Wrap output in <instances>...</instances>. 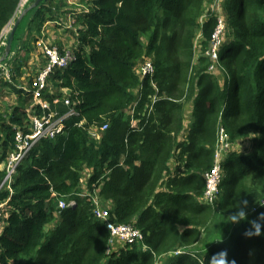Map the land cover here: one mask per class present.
Listing matches in <instances>:
<instances>
[{
	"label": "trees",
	"instance_id": "trees-1",
	"mask_svg": "<svg viewBox=\"0 0 264 264\" xmlns=\"http://www.w3.org/2000/svg\"><path fill=\"white\" fill-rule=\"evenodd\" d=\"M19 3L0 0V36L16 21ZM61 3L41 0L28 8L9 53L0 45V70L7 64L10 73L6 79L0 71V82L16 93L0 111V163L14 147L15 131L27 130L30 114L40 113L30 105V89L46 58L41 53L40 68L16 85L17 54L23 48L28 56L27 39L42 38L43 23L57 22ZM77 3L64 11L76 35L72 60L50 74L43 93L63 129L33 145L11 189L0 187V203L6 200L0 264H156L159 256L163 264H264V0H216L217 9L215 0ZM219 19L224 28L213 59L204 52ZM185 28L184 82L177 52ZM191 33L200 36L196 55ZM146 61L152 75L140 71ZM212 64L220 68L209 71ZM51 87L66 89L70 104ZM71 108L75 113L66 114ZM218 127L228 141L224 176L216 200L207 203L204 173ZM5 174L1 168L0 185ZM94 192L109 219L140 229L142 242L117 243L107 252L109 233L93 215ZM241 210L246 219L230 222Z\"/></svg>",
	"mask_w": 264,
	"mask_h": 264
},
{
	"label": "built area",
	"instance_id": "built-area-1",
	"mask_svg": "<svg viewBox=\"0 0 264 264\" xmlns=\"http://www.w3.org/2000/svg\"><path fill=\"white\" fill-rule=\"evenodd\" d=\"M223 28L224 24L222 20L219 19L217 27L215 28V31L212 35L211 49L207 53L213 59L217 57L216 48L220 43V34L223 31ZM0 37H2V35ZM35 42H37L41 52L46 58V65L34 78L31 86L32 88L30 89L32 95L31 105H36L40 109V113L32 112L29 118L28 129H18L14 133V147L7 155L6 162L3 166L6 174L0 185V187L5 185V187L8 189H11V183L19 162L30 151L33 145L42 138L54 137L63 129L62 117H58L56 112L50 110V103L45 98L43 93H45L50 74L53 73L55 69H63L66 68L68 64H70V61L73 57L72 51H61L56 46H50L42 38L37 39ZM6 66L7 64H3L1 69L3 70L4 78L9 79L10 73ZM140 71L143 75H152L154 72V67L150 61H146L140 66ZM155 100L156 96H154V101ZM53 102H56V100L54 99ZM64 103L66 105L70 104V101L67 99V97L64 98ZM30 109L32 110V108ZM46 110H49V112L47 113ZM73 113H75V110L71 108L66 114ZM227 146V133L222 127H218L213 164L211 168L204 173L205 190L202 200L207 203H213L219 193V185L222 180V154L227 149ZM91 197L94 204L93 215L97 219H100L104 222V226L109 233L107 252L111 251L112 247L117 243L123 246L131 245L135 242L140 243L143 241V233L140 229L129 223H118L110 220L109 210L108 208H103L101 206L96 192H94ZM70 204L73 205L74 202L71 201ZM5 205L6 200H3V202L0 203V227L5 214ZM58 207H65V203L63 201H59Z\"/></svg>",
	"mask_w": 264,
	"mask_h": 264
},
{
	"label": "rangeland",
	"instance_id": "rangeland-1",
	"mask_svg": "<svg viewBox=\"0 0 264 264\" xmlns=\"http://www.w3.org/2000/svg\"><path fill=\"white\" fill-rule=\"evenodd\" d=\"M30 1H28L27 3H29ZM214 4V3H213ZM212 4V5H213ZM26 3L25 4H21V0L18 6V14L25 8ZM60 9H59V17L56 18L57 22H44L43 26L41 28V33H40V37H42V39L46 40L47 42H50L52 44H54L53 46H56L57 48H62L63 50H71L73 48V46L75 45V40H76V35L74 33L73 30H67L68 28L70 29V16L67 13V16H64V11H72V9H75L77 7H80V5L77 3V0H63V3H61L59 5ZM215 9H217V4H216V0H215ZM63 12V13H62ZM27 18V17H26ZM69 19V20H68ZM39 22V19L36 21V23ZM14 21L11 20L2 30L1 35H2V41L0 42V45H3L4 43H6L5 41V37L7 36L8 32L11 30V27L13 25ZM59 23V24H58ZM5 30V31H4ZM19 30H21V27L19 28ZM188 36H189V30L187 28H185V36H184V46L182 48H180L177 52L178 56L181 58V77L183 79V81L185 82V78H184V72H186V67L187 62H186V57L185 54H187L188 52H190V47L188 44H186V40L188 41ZM191 36L193 38V49H194V53L195 55L197 53H200V48L197 45L198 42L197 40L200 39L199 34L196 33L195 37H193V33H191ZM31 41H28V47H29V51H28V56L26 55V52L23 50L20 51L19 54H17V58L18 61L15 62V64L17 63H22L20 64V75H29V76H33L35 74V71L38 70L40 68V65L43 62V57L41 56V49L38 46L37 42H35L34 40L32 41V38H30ZM1 48V47H0ZM20 50V49H19ZM2 51V50H1ZM206 52L205 55H207L208 50H205ZM14 52H12L10 54V57H14L15 55H13ZM209 55V54H208ZM210 56V55H209ZM194 59L192 60L193 63ZM191 63V65H192ZM19 65V64H18ZM8 68V66H6ZM220 68L219 65H214L212 64L209 67V71H217V69ZM9 69V68H8ZM3 73V70H0ZM220 71V73H223L222 70H218ZM20 75L17 76V84L19 85V83H23L24 79H20ZM3 76V74H2ZM191 74H190V68L187 70V80H189ZM224 76V74H223ZM1 77V75H0ZM23 78V76H22ZM2 85V84H0ZM52 85V82H51ZM53 89V93L54 95H58L60 97L63 98V90H59L57 87H51ZM56 96L54 97L56 102L55 105H57L56 103L59 101V97ZM16 99V93L13 92V90H6L2 87H0V111L4 110V107L6 105H9L10 103L14 102ZM183 101V100H182ZM63 103V102H62ZM187 103V101H183V104ZM254 136V134H252ZM245 143H242V145ZM2 164V163H0ZM2 165H0V169H1ZM6 211V210H5ZM179 252V251H178ZM176 252V253H178ZM162 259V256L157 257V264H163L166 260H164L163 257V261L160 259Z\"/></svg>",
	"mask_w": 264,
	"mask_h": 264
},
{
	"label": "clouds",
	"instance_id": "clouds-1",
	"mask_svg": "<svg viewBox=\"0 0 264 264\" xmlns=\"http://www.w3.org/2000/svg\"><path fill=\"white\" fill-rule=\"evenodd\" d=\"M156 99H157V96H156ZM129 113L131 114V124L135 123V118L132 116L133 112L132 111H129ZM218 130V128H217ZM216 138H217V133H216ZM216 138H215V143H216ZM215 143H214V150H215ZM214 150H213V159H214ZM222 161V160H221ZM222 163V162H221ZM213 164V163H212ZM212 166V165H211ZM211 168V167H210ZM209 168V169H210ZM208 169V170H209ZM207 170V171H208ZM206 172V171H205ZM223 176H224V171H223V164H222V179H223ZM222 181V180H221ZM221 183V182H220ZM246 219V214L244 211H238L236 213H234L233 215H231L229 217V221L232 222V223H237L241 220H245ZM253 227L255 228V235H260L261 234V231H260V225L256 222H253ZM223 256V254L221 255ZM157 264V263H156ZM223 264H226V261L224 260L223 261Z\"/></svg>",
	"mask_w": 264,
	"mask_h": 264
},
{
	"label": "water",
	"instance_id": "water-1",
	"mask_svg": "<svg viewBox=\"0 0 264 264\" xmlns=\"http://www.w3.org/2000/svg\"><path fill=\"white\" fill-rule=\"evenodd\" d=\"M39 1L41 0H34L33 3L29 6V7H26L24 8L17 16L16 18V21L13 23L12 27H11V30L8 34V37H7V41L5 43V53L8 54L9 51H10V48H11V42H12V38H13V35H14V32H15V29L20 21V19L22 18V16L28 11V8L30 7H33L35 6Z\"/></svg>",
	"mask_w": 264,
	"mask_h": 264
},
{
	"label": "crops",
	"instance_id": "crops-1",
	"mask_svg": "<svg viewBox=\"0 0 264 264\" xmlns=\"http://www.w3.org/2000/svg\"><path fill=\"white\" fill-rule=\"evenodd\" d=\"M28 1H29V0H24L22 4H25V3L27 4ZM22 76H23V78H22ZM25 76H26V74L21 75V76H19V77H20L21 80L24 79V81H26ZM24 81H23V83H24ZM23 83H22V84H23ZM0 84H2V83L0 82ZM31 86H32V85H31ZM0 87H2V88H4V89L8 90V86H3V84L0 85ZM58 89H59V90H62L63 88H58ZM63 91H64V93L67 92L66 89H63ZM30 105H31V103H30ZM30 108H31V107H30ZM184 115H185V114H184ZM186 115H187V117H190V109H188V106L186 107ZM188 120H189V118H188V119L185 118L184 122L187 123ZM4 164H5V162H3L2 164H0V165H2L1 168H3Z\"/></svg>",
	"mask_w": 264,
	"mask_h": 264
},
{
	"label": "bare ground",
	"instance_id": "bare-ground-1",
	"mask_svg": "<svg viewBox=\"0 0 264 264\" xmlns=\"http://www.w3.org/2000/svg\"><path fill=\"white\" fill-rule=\"evenodd\" d=\"M24 0H21V4L23 3ZM5 31V30H4Z\"/></svg>",
	"mask_w": 264,
	"mask_h": 264
}]
</instances>
